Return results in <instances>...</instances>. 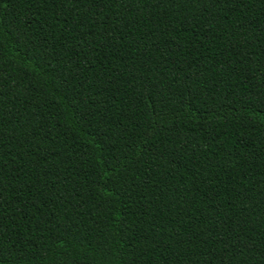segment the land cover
<instances>
[{
  "label": "trees",
  "instance_id": "1",
  "mask_svg": "<svg viewBox=\"0 0 264 264\" xmlns=\"http://www.w3.org/2000/svg\"><path fill=\"white\" fill-rule=\"evenodd\" d=\"M0 264H264V0H0Z\"/></svg>",
  "mask_w": 264,
  "mask_h": 264
}]
</instances>
